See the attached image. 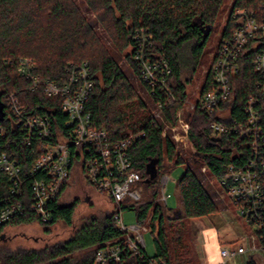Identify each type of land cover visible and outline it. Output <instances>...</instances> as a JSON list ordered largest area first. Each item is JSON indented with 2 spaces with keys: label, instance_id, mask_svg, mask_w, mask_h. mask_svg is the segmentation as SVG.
I'll list each match as a JSON object with an SVG mask.
<instances>
[{
  "label": "trees",
  "instance_id": "1",
  "mask_svg": "<svg viewBox=\"0 0 264 264\" xmlns=\"http://www.w3.org/2000/svg\"><path fill=\"white\" fill-rule=\"evenodd\" d=\"M90 18L83 13L76 0H0V101L5 106L3 96L19 93V98L28 111L35 115L51 114L49 107H57V100L48 99L39 93L28 91L29 81L16 71L20 58H32L38 65V72L44 78H66L70 63L89 62L94 72L96 88L89 97L85 110L93 117V125L105 129L112 139L124 138L129 130L145 131L146 137L130 149V160L134 170L144 179L146 192L155 195L158 179L146 184L147 164L158 159V171L164 172V162L176 164L203 163L211 177L221 179L223 170L230 163H236V154L242 147L237 138L230 136L215 138L210 135L212 120L200 111L193 113L190 140L191 150L183 157L182 149L171 138L162 136L164 124L154 118V113L139 95L130 76L106 46L98 30L120 54L128 51L129 70L141 82L152 108L161 105L166 123L176 125V114L187 98V87L195 82L198 69L202 66L204 49L211 30L223 18L224 0H82ZM249 0H236V7L249 6ZM223 15V16H222ZM231 28V22L227 28ZM142 32L149 39L151 47L147 53L153 60L165 59L171 66L172 74L168 86L176 101L151 88L143 81L140 68L134 60L140 45ZM239 78L234 81V100L231 103V120L242 115L246 100L257 93L258 77L249 61L244 57ZM206 84L211 75L205 77ZM148 111V112H146ZM52 116L57 129H63L64 114L60 109ZM1 122V120H0ZM3 125L8 130L7 138H0V154L8 152L19 164L29 168L33 157L22 143L21 137L12 133L7 119ZM10 140V143L7 141ZM14 153V156L12 155ZM78 160L74 171L82 179ZM79 170V172L77 171ZM71 180V178H70ZM69 180V181H70ZM68 181V185H69ZM67 185V187H68ZM179 192L183 215L164 217V208L147 203L132 208L137 212V220L145 225L151 217V234L157 254L150 258H163L168 264H198L199 253L188 240L190 225L196 219L216 214L219 205L211 196L202 179L188 169L179 182ZM62 195L50 206L53 219L44 226L45 231L62 222L73 228L68 240L48 244L43 248L15 249L0 247L1 264H95L97 251L105 243L123 238L115 217L118 211H99L82 220L75 228L74 219L79 200L62 205ZM113 202V201H112ZM130 210V211H131ZM32 220L22 219L12 227L29 225ZM11 226L0 227V238ZM75 228V229H74ZM149 257V256H148ZM129 263H137L132 257ZM247 264H257L250 258Z\"/></svg>",
  "mask_w": 264,
  "mask_h": 264
},
{
  "label": "built area",
  "instance_id": "2",
  "mask_svg": "<svg viewBox=\"0 0 264 264\" xmlns=\"http://www.w3.org/2000/svg\"><path fill=\"white\" fill-rule=\"evenodd\" d=\"M235 2L231 0L229 4L231 11L226 14L218 35L220 43L212 54V65L203 73L204 80L196 88L197 102H190L187 94L176 114V125L165 122L161 105H158L154 118L164 124L162 136L171 138L177 147L191 145L189 118L197 111L211 117V137L238 139L242 147L235 156L238 164H228L223 177L213 179L221 188L218 196L235 206L242 221L250 226L252 250L260 253L264 252V0H249L250 5L244 7H236ZM229 22L231 28H227ZM150 48L149 39L142 32L140 45L134 53L141 77L153 95L159 89L169 100L176 101L168 86L171 66L165 59L152 60L147 53ZM244 57L258 77L255 84L257 93L246 100L242 115L231 120L234 81L242 71ZM16 71L29 81L30 93L57 100L58 106L49 107L51 117L39 116L28 111L19 93L3 96L5 106L0 113V138L9 135L3 125V120L7 119L9 129L21 137L33 161L29 168H25L10 153L0 154V227L7 224L12 227L26 218L32 220L29 224L32 226L51 222L50 206L67 188L74 162L78 160L82 182L113 201L118 211L115 222L123 233V238L105 243L97 251L95 264H133L128 262L132 257L138 258L134 264H168L163 258L148 257L144 234L149 231L146 225L151 217L145 225L128 228L123 223L124 210L147 203L168 208L170 196L165 190L171 179L165 172L158 171V199L144 201L137 191V186L143 184L144 179L134 170L129 151L145 139L146 132L129 130L124 138L112 139L105 129L93 125V117L85 107L96 83L87 61L70 63L65 80L44 78L38 72L36 61L27 57L20 58ZM207 75H211L208 84ZM58 108L65 116L64 128L59 130L52 119ZM202 171L209 173L207 166L202 167ZM256 242L261 245L259 249ZM248 250L250 247L246 240L222 247L217 264H227L228 260Z\"/></svg>",
  "mask_w": 264,
  "mask_h": 264
},
{
  "label": "rangeland",
  "instance_id": "3",
  "mask_svg": "<svg viewBox=\"0 0 264 264\" xmlns=\"http://www.w3.org/2000/svg\"><path fill=\"white\" fill-rule=\"evenodd\" d=\"M77 4L81 8L84 14L87 15L88 18L91 15L88 13L86 6L83 4L82 0H76ZM231 0H224L222 8L224 14L223 18L221 17L219 23L211 30L209 34L207 45L204 49V55L201 63V67L198 69V73L196 75L195 82L187 87V94L189 96L190 102H197L198 95H196V88L202 84L203 73L206 70H209L212 63V54L216 52L217 47L220 43V37L218 36L222 26L224 25V18L226 14L231 11V7L229 6ZM99 34L103 38L106 46L109 51H111L112 55H114L115 59L118 61L121 68H123L126 73L130 76L131 81L135 84L136 89L142 99L147 103L150 107L149 109L155 112L157 109H154L150 105V100L148 95L144 92L143 86L141 82H139L136 77L129 70L128 60L126 58L128 51H124L123 54H120L116 51L111 41L107 39L104 35L103 31L98 30ZM148 112V111H146ZM182 149V155L185 157L189 154L188 150L194 152L191 148V145L187 146H178ZM171 164L167 161L164 162V172L170 177L171 183L166 188L165 193L170 196L167 201V207L164 210V217L167 220L168 217H179L183 215V206H181L180 200V192H179V182L182 179V176L186 173L188 169H191L193 173L199 178L202 179L205 183L207 190L210 192L211 196L216 200V203L219 205L220 209L216 214L212 216H207L204 219V224L207 227H212L216 230V233L219 235V245L220 247H229L234 242H243L247 241L248 246L250 247L249 255L246 256H236L230 260H228L227 264H247L250 258L255 259L257 264H264V252H255L252 250V233L250 231V226L242 221L240 214L235 206H229L228 202L221 199L218 196V192H220L221 188L219 184L216 182L213 177L210 176L208 172L203 173L202 166L203 163L199 164H191L184 162L183 164ZM79 172V170H77ZM74 176L71 177L69 181L68 187L65 189L62 195L61 204L69 205L73 203L76 199L79 200V207L77 209V214L74 219L75 228L79 226L80 222L84 220L87 216L92 213H98L99 211H114V204L108 195L104 193H98L94 191L90 186H86L82 179L79 178V175L74 171ZM137 191L141 194L142 199L145 201H153L154 193L148 194L146 192L145 186L140 184L137 186ZM160 193H157L155 199H158ZM221 200V201H220ZM224 203H223V202ZM227 206V208H226ZM229 206V207H228ZM123 223L131 228L132 226L139 225L140 222L137 220V212L135 210H124L123 212ZM147 228L149 229L145 236L146 242V250L149 257H155L157 254V250L155 249L154 238L151 234L152 226L148 223ZM74 228V229H75ZM191 228V236L188 239L192 245L198 248V241L202 238L197 234L196 229L194 228V224L190 225ZM73 234V228L68 227L62 222H58L51 227V230L46 232L44 226L41 225H19L18 227H10L4 233L3 238H0V247L2 248H11L15 249L18 247H24L27 249H35V248H43L48 244L58 243L65 240H68ZM205 234L203 235L204 238ZM199 244V245H200ZM255 245L257 249L261 247L259 242H256ZM200 258V253H199ZM200 262V259H199ZM220 262V260H219ZM192 264V263H191ZM200 264V263H198Z\"/></svg>",
  "mask_w": 264,
  "mask_h": 264
},
{
  "label": "crops",
  "instance_id": "4",
  "mask_svg": "<svg viewBox=\"0 0 264 264\" xmlns=\"http://www.w3.org/2000/svg\"><path fill=\"white\" fill-rule=\"evenodd\" d=\"M229 206L231 207L232 205L229 204ZM203 218L205 217H202V219H196L193 222L194 228L196 229L197 234L202 237L200 239L201 244L199 243V241L197 243L198 244L197 246L199 248V253H200V264H217L220 260V249L222 248L220 247L218 243L219 235L218 233H216L215 229H213L212 227H207L204 224L205 222ZM204 234L205 236L203 238ZM246 255H249V250L245 254L240 255V256H246Z\"/></svg>",
  "mask_w": 264,
  "mask_h": 264
},
{
  "label": "water",
  "instance_id": "5",
  "mask_svg": "<svg viewBox=\"0 0 264 264\" xmlns=\"http://www.w3.org/2000/svg\"><path fill=\"white\" fill-rule=\"evenodd\" d=\"M3 110L0 108V113ZM158 159H153L151 160L146 166V175L148 176V178L146 179L145 183L146 184H150L151 182L157 180V176H158Z\"/></svg>",
  "mask_w": 264,
  "mask_h": 264
}]
</instances>
